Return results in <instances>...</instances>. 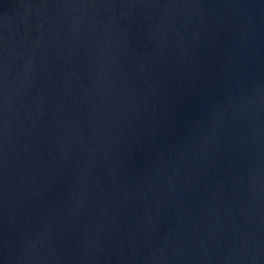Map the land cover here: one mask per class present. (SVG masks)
I'll list each match as a JSON object with an SVG mask.
<instances>
[{
  "label": "water",
  "instance_id": "water-1",
  "mask_svg": "<svg viewBox=\"0 0 264 264\" xmlns=\"http://www.w3.org/2000/svg\"><path fill=\"white\" fill-rule=\"evenodd\" d=\"M0 264H264V0H0Z\"/></svg>",
  "mask_w": 264,
  "mask_h": 264
}]
</instances>
